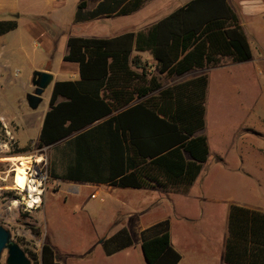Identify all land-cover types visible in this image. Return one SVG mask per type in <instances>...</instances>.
I'll return each mask as SVG.
<instances>
[{"label":"trees","instance_id":"trees-1","mask_svg":"<svg viewBox=\"0 0 264 264\" xmlns=\"http://www.w3.org/2000/svg\"><path fill=\"white\" fill-rule=\"evenodd\" d=\"M145 1L115 0L120 5L116 13L128 14ZM85 5L79 4L78 18L103 13L102 5L83 13ZM17 26L14 18L0 19V35ZM68 46L64 60L79 63L80 79L54 83L39 137V144L48 146L85 128L74 137L75 159L62 177L187 192L209 155L207 136L197 134L205 128L209 76L162 88L143 67L142 72L132 68L141 67L140 56L133 52H150L159 71L168 74L215 65L225 56L235 62L251 59L247 35L229 0H190L147 30L105 38L70 36ZM59 95L67 100L57 103ZM103 117L107 118L90 126ZM169 229L165 218L141 231L150 264L181 260L170 243ZM132 244L126 227L103 241L108 255ZM30 256L32 264H62L50 243ZM225 260L264 264L263 211L231 205Z\"/></svg>","mask_w":264,"mask_h":264},{"label":"crops","instance_id":"crops-1","mask_svg":"<svg viewBox=\"0 0 264 264\" xmlns=\"http://www.w3.org/2000/svg\"><path fill=\"white\" fill-rule=\"evenodd\" d=\"M82 1L86 2L82 9L83 13L96 11L101 5L103 13L96 17L78 18L79 4ZM188 1L190 0H146L140 8L128 14H117L120 5L115 0H0V19H9V14H23L34 12L33 10L37 12L35 16L44 18L37 21L27 18L25 26L27 32L34 38V49L39 47V51H41L39 58L33 63L34 70L49 71L54 76L53 82L46 89L49 91L47 98H44L46 91L43 94L41 104H45L44 109L38 114H31V112L28 114L32 122H35L36 118L39 120V137L45 113L51 108L50 99L54 83L61 80L80 79L79 63L64 60V55L69 52L68 39L70 36L105 38L114 37L127 31L147 30ZM26 3L28 5H24ZM229 3L247 35L252 51L251 59L235 62L231 57L225 56L215 65L193 68L181 74H168L159 71L156 66L157 60L150 52L136 50L133 52V55L140 56L141 67L132 65V68L142 72L143 67L149 78L157 77L162 88L185 82L203 74L209 76L205 100V128L197 133L207 136L209 155L200 174L187 192L169 191L159 185L149 188L122 187L109 183L63 178L68 166L75 159L74 137L85 128L48 145L55 149L52 168L55 180L61 181L76 196L85 191L88 195L90 194V199H98L89 204L87 200L85 205L87 204L86 208L88 207L94 221L100 213V208L105 213V216L101 218L105 222V230L100 236L106 239L123 227L129 230L133 237V244L124 249L135 246V244L142 247L141 231L169 217L164 216L144 224L141 222L154 206L167 205L177 212L178 220L185 221L184 254L183 249L179 247L180 243L173 244L171 238L172 220L169 218L170 243L182 255L177 264H228L225 260V253L229 236L231 205H242L264 212V147L255 144L254 136L258 134L264 137V0H229ZM30 4L34 6L32 9ZM20 18L18 16L16 20L19 21ZM19 25L18 22V26L11 31L18 29ZM7 33L0 35V47L11 52L14 60L38 54L37 49L34 53V51L25 48L23 40L17 46L16 42L19 40L5 37ZM56 56L59 61L62 60L59 66L54 65ZM255 74L261 78L259 103L253 107L241 105L243 111L239 113V126L235 128L234 136L232 137L228 134L229 132L224 131L221 135V150L218 147H213V132L208 127V101L215 80L213 78L220 77L221 79L217 81L218 85L224 84L226 90L239 93L243 86L248 88L250 79ZM154 93H157V90ZM66 100L65 96L59 95L56 102ZM136 100L134 101L136 102ZM106 118L103 117L90 126ZM237 136L240 138L239 145L236 142ZM235 158L239 159L234 163L231 159ZM212 170H218L223 177L212 178ZM118 192L119 197L115 194ZM67 198L65 197V199ZM183 200H185V204L196 205L195 210H185V213H182L180 206ZM53 213L51 219L58 223L62 214L59 213L56 216L55 210ZM55 235L60 234L52 233V237ZM55 242L56 240L53 239L50 244L58 255L57 247L59 246ZM65 246H62L64 247L63 251L67 253ZM67 255L69 256L68 253ZM106 255L108 254L106 253ZM147 261L150 264L148 259Z\"/></svg>","mask_w":264,"mask_h":264},{"label":"rangeland","instance_id":"rangeland-1","mask_svg":"<svg viewBox=\"0 0 264 264\" xmlns=\"http://www.w3.org/2000/svg\"><path fill=\"white\" fill-rule=\"evenodd\" d=\"M33 7V4H30V8ZM33 11L26 12L29 16L26 13L9 14V19L20 16V25L5 37L19 40L16 42L17 46L23 40L25 48L34 53L37 49L38 54L14 60L11 52L0 47V225L11 231L14 240L27 251L30 258V252L40 254L42 245L52 243L55 239L59 246L58 258L64 264H148L144 250L139 244L113 255H106L103 247L105 238L100 236L105 230V222L101 219L105 213L100 208V213L94 221L88 207L86 208L87 204L85 205L87 200L89 204L98 199H90V194L85 191L76 196L61 181L55 180L52 171L55 149L39 144V120L36 118V121L32 122L28 116L30 112L38 114L45 106L42 103L38 109L31 111L26 98L27 93L33 92L35 88L31 73L34 71L33 63L39 58L41 51L39 47L34 49V38L25 26L27 18L36 21L44 19L35 16L37 12ZM15 49L17 51V48ZM60 61L56 56L54 65L59 66ZM220 79L218 76L213 78L214 84L208 101V127L213 132L212 145L219 150L222 146V133L227 131L233 137L235 128L239 126V113L243 111V107L258 104L261 95V78L256 74L250 79L248 88L243 86V91L239 93L226 90L224 84L218 85L217 81ZM48 94L47 90L44 98H47ZM254 136L255 144L264 147V137L258 134ZM239 139L238 136L237 140L235 139L237 145ZM238 159L231 161L235 163ZM211 174L212 178L223 177L218 170H212ZM115 194L118 197L120 195L119 192ZM181 202L182 213H185V210H195L196 205L185 204V200ZM169 207L154 206L141 224L164 216L171 218L173 244L180 243L179 247L185 254V221L178 220L177 212ZM54 210L56 216L62 214L58 223L51 219ZM52 233L60 235L52 237ZM63 245H67L65 248L69 256L63 251ZM7 255V250H4L0 264H6Z\"/></svg>","mask_w":264,"mask_h":264},{"label":"water","instance_id":"water-1","mask_svg":"<svg viewBox=\"0 0 264 264\" xmlns=\"http://www.w3.org/2000/svg\"><path fill=\"white\" fill-rule=\"evenodd\" d=\"M54 76L49 71L34 70L32 72V84L35 87L33 92L27 93V104L35 110L42 100L43 94L53 82ZM4 250H7L6 264H32L31 258L21 245L14 240L11 231L0 225V259Z\"/></svg>","mask_w":264,"mask_h":264},{"label":"bare ground","instance_id":"bare-ground-1","mask_svg":"<svg viewBox=\"0 0 264 264\" xmlns=\"http://www.w3.org/2000/svg\"><path fill=\"white\" fill-rule=\"evenodd\" d=\"M37 203H39V202H37ZM37 203H36V204H37Z\"/></svg>","mask_w":264,"mask_h":264}]
</instances>
